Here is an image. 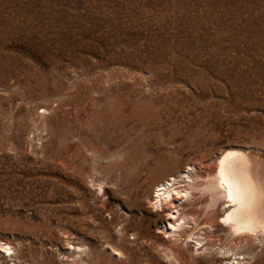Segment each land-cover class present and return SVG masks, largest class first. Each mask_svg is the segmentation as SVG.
Returning <instances> with one entry per match:
<instances>
[{"label":"rangeland","instance_id":"374dc122","mask_svg":"<svg viewBox=\"0 0 264 264\" xmlns=\"http://www.w3.org/2000/svg\"><path fill=\"white\" fill-rule=\"evenodd\" d=\"M227 151L264 170V0H0L17 264H264V236L220 229L206 194L153 203L161 177L204 178Z\"/></svg>","mask_w":264,"mask_h":264},{"label":"bare ground","instance_id":"6f19581e","mask_svg":"<svg viewBox=\"0 0 264 264\" xmlns=\"http://www.w3.org/2000/svg\"><path fill=\"white\" fill-rule=\"evenodd\" d=\"M246 154L241 151L224 152L215 160L213 173L205 170L204 178L199 175L201 170L196 165H188L186 170L176 175H164L155 186L153 203L162 207L171 205L175 198L178 201L186 199V189L179 190L181 184H184L189 191L195 190L208 196V209L219 204L222 210L220 229L225 228L224 231L230 236L244 233L264 236V170ZM203 180L204 184H201ZM178 214V210L172 208L168 215L173 218ZM214 214L215 212H209L207 216ZM179 221L176 225L167 223L166 230H171L172 236L180 235L187 227L185 218H180ZM8 250L14 252L11 246ZM5 251L1 246L0 252ZM227 253H223L220 258L225 259Z\"/></svg>","mask_w":264,"mask_h":264},{"label":"built area","instance_id":"2783aa9c","mask_svg":"<svg viewBox=\"0 0 264 264\" xmlns=\"http://www.w3.org/2000/svg\"><path fill=\"white\" fill-rule=\"evenodd\" d=\"M11 245L15 247L14 243L0 241V247L2 246L6 250L5 252H0V264H17L14 252L8 250Z\"/></svg>","mask_w":264,"mask_h":264}]
</instances>
